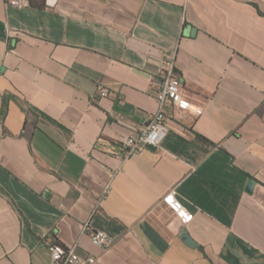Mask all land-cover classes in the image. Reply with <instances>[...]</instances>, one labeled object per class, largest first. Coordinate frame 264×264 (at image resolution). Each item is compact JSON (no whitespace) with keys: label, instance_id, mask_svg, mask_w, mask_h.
<instances>
[{"label":"crops","instance_id":"1","mask_svg":"<svg viewBox=\"0 0 264 264\" xmlns=\"http://www.w3.org/2000/svg\"><path fill=\"white\" fill-rule=\"evenodd\" d=\"M175 50L202 113L169 109L161 148L126 157ZM53 244L96 264H264V0H0V264H51Z\"/></svg>","mask_w":264,"mask_h":264},{"label":"built area","instance_id":"2","mask_svg":"<svg viewBox=\"0 0 264 264\" xmlns=\"http://www.w3.org/2000/svg\"><path fill=\"white\" fill-rule=\"evenodd\" d=\"M8 5L16 8L28 7V0H8ZM177 51H173L168 55H164L161 63L158 66V74L161 78V88L156 95L158 111L150 115L147 125L140 135H132L124 137L120 143L126 157H130L141 152L145 148L160 149L163 141L169 132V120L171 116L168 113L169 109L177 108L184 112L193 111L199 116L202 113L201 107L193 105L186 96L183 88L181 76L177 70ZM100 98L109 96L107 89L98 91ZM159 125L160 127H155ZM110 187H106L104 197L110 193ZM164 203L170 207L176 216L183 222L189 223L193 220L194 215L189 213L182 202L179 200L176 189L170 191L164 199ZM83 233L89 235L92 243L106 250L111 244L112 239L109 235L99 231H93L89 227V223L83 226ZM77 245L65 247L62 244H53L49 246L51 255V264H96L97 259L94 257H82L77 253Z\"/></svg>","mask_w":264,"mask_h":264},{"label":"water","instance_id":"3","mask_svg":"<svg viewBox=\"0 0 264 264\" xmlns=\"http://www.w3.org/2000/svg\"><path fill=\"white\" fill-rule=\"evenodd\" d=\"M150 149H153V150H156L155 148H152V147H149ZM253 186H254V182H250L249 185H248V188L247 190L250 192L252 189H253ZM182 237L185 239L186 243L191 246V247H195L196 246V243L191 239V237L187 234V233H184L182 235Z\"/></svg>","mask_w":264,"mask_h":264},{"label":"trees","instance_id":"4","mask_svg":"<svg viewBox=\"0 0 264 264\" xmlns=\"http://www.w3.org/2000/svg\"><path fill=\"white\" fill-rule=\"evenodd\" d=\"M31 7L42 10L46 7L47 0H28Z\"/></svg>","mask_w":264,"mask_h":264},{"label":"clouds","instance_id":"5","mask_svg":"<svg viewBox=\"0 0 264 264\" xmlns=\"http://www.w3.org/2000/svg\"><path fill=\"white\" fill-rule=\"evenodd\" d=\"M155 127H158L159 128L160 126L159 125H156Z\"/></svg>","mask_w":264,"mask_h":264}]
</instances>
